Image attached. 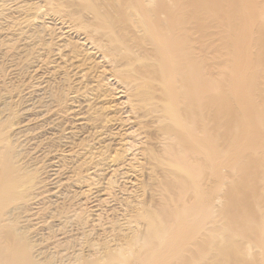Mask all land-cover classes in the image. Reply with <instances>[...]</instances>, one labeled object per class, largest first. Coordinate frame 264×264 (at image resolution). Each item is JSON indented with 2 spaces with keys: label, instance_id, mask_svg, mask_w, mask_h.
<instances>
[{
  "label": "bare ground",
  "instance_id": "bare-ground-1",
  "mask_svg": "<svg viewBox=\"0 0 264 264\" xmlns=\"http://www.w3.org/2000/svg\"><path fill=\"white\" fill-rule=\"evenodd\" d=\"M227 229L264 264V0H0V264H208Z\"/></svg>",
  "mask_w": 264,
  "mask_h": 264
},
{
  "label": "rangeland",
  "instance_id": "rangeland-1",
  "mask_svg": "<svg viewBox=\"0 0 264 264\" xmlns=\"http://www.w3.org/2000/svg\"><path fill=\"white\" fill-rule=\"evenodd\" d=\"M245 242V240L238 234L234 233L230 229L226 231V239L224 242V249H213L214 255L208 261V264H226L232 253L233 247H236L239 243ZM257 248L251 250V253H256Z\"/></svg>",
  "mask_w": 264,
  "mask_h": 264
}]
</instances>
